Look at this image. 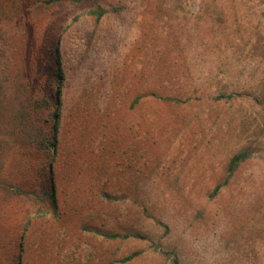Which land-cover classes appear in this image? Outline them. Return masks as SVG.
I'll return each instance as SVG.
<instances>
[{
  "label": "rangeland",
  "instance_id": "obj_1",
  "mask_svg": "<svg viewBox=\"0 0 264 264\" xmlns=\"http://www.w3.org/2000/svg\"><path fill=\"white\" fill-rule=\"evenodd\" d=\"M48 1L0 0V264H264V0Z\"/></svg>",
  "mask_w": 264,
  "mask_h": 264
},
{
  "label": "clouds",
  "instance_id": "obj_2",
  "mask_svg": "<svg viewBox=\"0 0 264 264\" xmlns=\"http://www.w3.org/2000/svg\"><path fill=\"white\" fill-rule=\"evenodd\" d=\"M224 226L219 225L208 233H193L187 230L178 236L192 258H198L199 264H218L217 250L220 247V236Z\"/></svg>",
  "mask_w": 264,
  "mask_h": 264
},
{
  "label": "trees",
  "instance_id": "obj_3",
  "mask_svg": "<svg viewBox=\"0 0 264 264\" xmlns=\"http://www.w3.org/2000/svg\"><path fill=\"white\" fill-rule=\"evenodd\" d=\"M61 1H69L72 3H80L83 0H49L48 2H61ZM107 11L103 8H96L92 11L89 12L90 15H95L97 18L102 17ZM55 80H56V85L54 88V96H55V102L58 105L59 104V97H60V93H61V84L64 80V74L62 71V65H61V57H60V53H59V49L56 48L55 49V74H54ZM58 118V114H55L53 117V120L56 122ZM56 131V126L54 124V132ZM56 134V133H55ZM53 134V137L51 139H46L44 142H42L41 144H46V146L52 151L53 155L56 152V146H57V137L56 135ZM246 157V154H236L234 155L231 160L229 161L228 164V172L231 175L235 169L237 168L238 164H240ZM51 168V165H50ZM49 199L52 201V205L53 207H55L54 205V201H55V197H54V190L52 187V193L49 194ZM106 237H110V238H115L117 237V235H105ZM127 260L130 259V257L126 258ZM172 264H178L176 260H172Z\"/></svg>",
  "mask_w": 264,
  "mask_h": 264
}]
</instances>
